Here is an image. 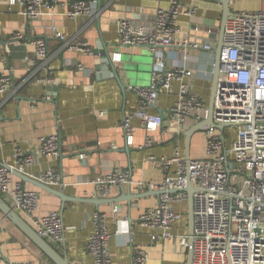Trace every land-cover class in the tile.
Instances as JSON below:
<instances>
[{
    "label": "crops",
    "instance_id": "1",
    "mask_svg": "<svg viewBox=\"0 0 264 264\" xmlns=\"http://www.w3.org/2000/svg\"><path fill=\"white\" fill-rule=\"evenodd\" d=\"M260 1L235 0L229 9L232 14L244 12L231 9L238 3L248 8L247 12L250 9L256 11ZM97 3L99 16L91 22L60 16L26 22L19 14L21 8L18 5L9 6L8 0H0V71L8 69L12 78L10 92L0 96V165L13 164L14 148L19 147L34 155L40 138L58 136L59 156L37 158L33 165L24 170V174L33 178L40 172L54 169L59 174L60 184L52 188L63 190L68 198L96 201L97 205L80 201L63 204L58 198L29 183L22 184L26 190L38 192L35 216L50 212L61 215L65 228L64 243L45 241L68 264H94L86 252L88 237L94 231L91 222L94 213L106 217L112 264H130L137 249L147 252V264H186V200L174 206L180 218L172 227V239L153 241V233L140 225L138 219L147 209L156 207L159 195L145 187L132 185L123 186V189L112 188L108 197L102 199L88 184L116 170L128 173L133 183L158 186L165 177L173 174L175 165L165 169L160 164L149 162V156L170 159L177 152L186 160L184 133L194 125L191 121L186 122L179 137L153 134V145L144 151L138 149L145 135L138 119L132 121L135 129L132 145L126 144L120 129L123 117L136 109L137 97L130 88L147 87L150 83L152 55L146 48L119 46L116 21L125 18L135 28L151 31L155 10L158 7L166 8L169 0H97ZM180 3L185 9L194 8L195 15L179 17L176 37L195 39L211 46L215 44L222 17L221 0H180ZM53 26L62 33L63 39L54 37ZM15 32H22L27 41L45 39L55 79V84L49 87L56 88V91L48 92L46 86L38 83L36 78L42 76L39 66L32 71L27 70L24 56L32 49L29 44L9 41ZM80 44H86L92 53L88 55L79 51ZM102 45L107 48L111 62L100 63V58L94 55ZM164 60L169 68L186 67L191 71L188 79L191 91L207 107L213 52L188 51L183 54L178 50L165 49ZM77 64L82 65L85 71L75 73ZM111 67L116 69L121 84L113 78ZM173 101L174 96L160 95L154 113L161 112L166 122ZM195 138V148H198L200 141L205 146V132L195 134L192 140ZM192 140L190 160H200L204 153L202 156H191ZM0 198L10 206L6 196L0 195ZM113 200L114 204L110 203ZM19 216L32 228L29 219L21 214ZM182 240L186 241L187 246L180 244ZM0 252L8 262L55 264L1 212Z\"/></svg>",
    "mask_w": 264,
    "mask_h": 264
},
{
    "label": "built area",
    "instance_id": "2",
    "mask_svg": "<svg viewBox=\"0 0 264 264\" xmlns=\"http://www.w3.org/2000/svg\"><path fill=\"white\" fill-rule=\"evenodd\" d=\"M234 2L230 0V4ZM8 4L18 5L21 8L19 14L26 22L55 16L91 22L99 16L97 0H8ZM194 15V8L185 9L180 0H169L166 8L155 10L151 31L135 28L125 18L116 21L119 46L146 48L152 55L150 83L147 87L130 88L137 97L136 109L120 122L127 145L133 142L134 119L140 121L145 133L143 143L138 147L144 151L153 145V134L179 137L187 121L195 124L206 117L207 107L191 91L188 83L191 71L186 67L169 68L164 60L165 49L178 50L183 54L188 51L212 53L211 45L176 37L179 17ZM51 30L54 37L63 39L56 27ZM9 41L29 44L32 50L24 56L25 67L28 71L40 67L42 76L36 78L39 84L46 87L55 84L45 39L27 41L22 32H15ZM80 46L78 50L82 53H92L86 44ZM219 62L213 123L235 129L230 147L223 133L210 128L205 132L204 157L200 160H185L177 152L170 159L148 157L149 162L160 164L165 169L175 165L173 174L165 177L158 186L133 183L128 173L116 170L88 184L102 199L108 197L112 188L123 186L163 191L156 207L147 209L138 221L153 233V241L166 242L172 239V227L180 218L174 206L186 200L184 189L190 182L194 189L190 264H264V0L260 1L258 10L234 13L226 20ZM84 71L82 65H75V73ZM11 85L10 71L1 70L0 96L8 94ZM162 94L174 96L166 122L154 113ZM44 156H59L57 135L40 138L34 155L19 147L14 148L13 164L0 165V195L8 198L13 211L29 219L40 238L63 244L65 228L61 215L50 212L35 216L38 192L26 190L12 173L24 174V170L37 158ZM32 179L50 187L60 184L59 174L54 169L40 172ZM91 222L94 231L88 237L86 252L94 264H112L106 217L94 213ZM180 244L187 246L185 240ZM147 262L148 254L143 249H137L130 260V264ZM0 264L38 263L8 262L0 252Z\"/></svg>",
    "mask_w": 264,
    "mask_h": 264
},
{
    "label": "water",
    "instance_id": "3",
    "mask_svg": "<svg viewBox=\"0 0 264 264\" xmlns=\"http://www.w3.org/2000/svg\"><path fill=\"white\" fill-rule=\"evenodd\" d=\"M221 6H222V17L220 21V26L218 30V35L216 39V43L212 45L213 47V54H214V64H213V70H212V82H211V92L209 97V102L207 106V115L204 119L196 122L194 125H192L185 133H184V145H185V158L186 160H190L189 156V147L192 140V137L195 134L206 132L208 129H217L221 133L224 131V126H217L213 123V105H214V99L216 95V88L218 84V75H219V68H220V62H219V54L220 50L222 48L223 44V32H224V26L226 23V20L232 15L230 11V0H221ZM57 18V17H55ZM133 25V23H132ZM134 26V25H133ZM55 27V26H54ZM98 59L100 58V63H108L111 62L109 52L107 51V48L102 45V47L96 51L94 54ZM111 72L113 75V78L117 81L118 84L120 83L119 76L117 74V71L114 67H111ZM151 72V71H150ZM46 90L48 92L50 91H56V88L54 87H46ZM162 120H164L162 113H158ZM13 175L21 181V183H29L30 185L45 191L54 197L58 198L61 203L65 202H83V203H94V205H97L96 201L87 202V200H81V199H74V198H68L63 190H56L50 186H46L30 177H28L25 174L18 173L16 171L12 172ZM130 187V186H127ZM119 189H123V187H120ZM151 191V190H150ZM155 195H161L163 191L161 190H155L153 191ZM184 192L186 194V201H187V218H188V259L186 264H190L191 262V256H192V244H193V194L194 189L191 186L190 182L187 183V187L184 189ZM90 201V200H89ZM114 200L110 203L114 204ZM0 212L1 214L6 217L15 227H17L26 237H28L49 259H51L55 264H68L67 261L61 257L55 250H53L50 245L42 238H40L36 232L28 226L24 220L17 214L15 211H13L1 198H0Z\"/></svg>",
    "mask_w": 264,
    "mask_h": 264
},
{
    "label": "rangeland",
    "instance_id": "4",
    "mask_svg": "<svg viewBox=\"0 0 264 264\" xmlns=\"http://www.w3.org/2000/svg\"><path fill=\"white\" fill-rule=\"evenodd\" d=\"M231 9L233 11H248L249 10L248 8H245L243 4H238V3ZM250 10L252 11V9ZM151 66H152V59H150V69H151ZM235 133L236 131L234 128H231V127L225 128L224 136H225L226 143L229 144L233 140ZM193 145H196V138L192 140L191 156L193 157L194 154H197L196 156H202V154L204 153V143L200 141V143L197 145L198 148H195ZM228 147H230V145Z\"/></svg>",
    "mask_w": 264,
    "mask_h": 264
},
{
    "label": "trees",
    "instance_id": "5",
    "mask_svg": "<svg viewBox=\"0 0 264 264\" xmlns=\"http://www.w3.org/2000/svg\"><path fill=\"white\" fill-rule=\"evenodd\" d=\"M222 133H223V135H224V133H225V129H224V131H223Z\"/></svg>",
    "mask_w": 264,
    "mask_h": 264
}]
</instances>
